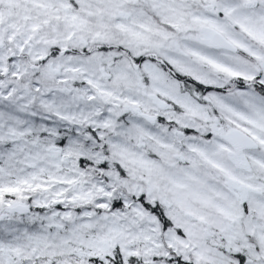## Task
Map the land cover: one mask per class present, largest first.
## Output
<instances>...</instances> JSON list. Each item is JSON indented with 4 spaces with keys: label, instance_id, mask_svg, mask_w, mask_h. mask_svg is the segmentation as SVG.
I'll return each mask as SVG.
<instances>
[{
    "label": "snow or ice",
    "instance_id": "6c2138e0",
    "mask_svg": "<svg viewBox=\"0 0 264 264\" xmlns=\"http://www.w3.org/2000/svg\"><path fill=\"white\" fill-rule=\"evenodd\" d=\"M0 264H264V0H0Z\"/></svg>",
    "mask_w": 264,
    "mask_h": 264
}]
</instances>
